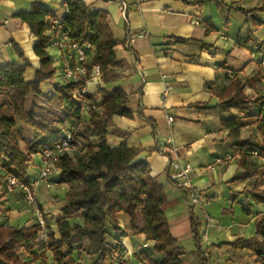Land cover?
<instances>
[{"label": "crops", "instance_id": "1", "mask_svg": "<svg viewBox=\"0 0 264 264\" xmlns=\"http://www.w3.org/2000/svg\"><path fill=\"white\" fill-rule=\"evenodd\" d=\"M81 1L93 10L108 13L111 30L119 44L111 68L117 75L114 81L105 86L100 79L91 78V69L86 66L85 89L91 96H97L104 87L109 90L121 88L128 95L126 107L134 113L131 120L119 116L112 118L113 126L107 133L108 145L117 147L125 143L129 148L143 151L136 160L146 161L151 176L163 186L168 198L163 211L171 234L183 249L181 240L190 241L192 250L184 249L188 256L195 248L189 222V211H192L200 225V233L206 234L211 253L220 264H256L249 252L213 247L255 236L257 215H253V211L251 216L243 214L247 204L241 192L247 190V181L231 182L240 172L238 158L226 141L228 132L220 127L222 119L246 115L238 109L221 113L191 106L218 105L220 96L235 77L251 80L252 84L244 89L248 98L264 94L262 46L247 41L244 16L235 11L237 8L254 9L263 0ZM32 2L48 7L58 20L67 13L63 0H0V70L11 63L21 64L11 47L14 42L30 64L23 77L25 82H31L39 68V60L33 53L37 40L29 28L13 16L28 10ZM45 34L49 37L46 50L56 71L53 81L45 82L41 90L43 94L51 95L56 83L67 82L66 65L75 66L76 62L57 45V31L48 29ZM180 39L191 41L177 42ZM165 88L170 91L163 97ZM167 116L172 118L169 124ZM2 122L0 132L6 137ZM244 133L245 129L243 138ZM169 139L177 147L178 157L192 166L189 179L201 193L197 204H191L186 192L169 180L173 170L169 166L170 156L164 151ZM225 155L231 156L229 162L213 166L216 158ZM41 167V156H32L26 180L36 181ZM3 175L0 170V225L16 228L37 225L39 219L24 194L18 190L7 191ZM50 181L54 185L51 188L40 186L34 198L42 215L56 220L65 206L68 186L61 184L58 169L50 175ZM257 209L261 211L262 208ZM117 223L121 231H110L109 245H120L124 264H141L135 254L151 251L153 243L130 229L127 216L117 215ZM135 227L143 228L140 211L136 214Z\"/></svg>", "mask_w": 264, "mask_h": 264}, {"label": "trees", "instance_id": "2", "mask_svg": "<svg viewBox=\"0 0 264 264\" xmlns=\"http://www.w3.org/2000/svg\"><path fill=\"white\" fill-rule=\"evenodd\" d=\"M63 4L67 13L61 20L55 18L48 7L35 2L28 10H21L13 16L25 24L36 38L33 53L39 60V68L34 79L25 82L23 77L30 67L29 61L19 46L11 42L12 50L21 64L11 63L0 70V93L4 94V100L0 103V121L12 119L16 109V90H23L32 101L22 113L20 121L30 130L33 140L24 154L17 155L7 143L5 134L0 132L3 180L6 176H13L21 182L30 183L26 176L32 156H41L45 150L52 149L66 132H72L81 140L83 148L74 153L76 156L64 154L59 159L57 169L60 182L68 186V191L61 216L51 220L53 225L50 226L47 217L43 216L48 243L45 252L36 251L42 232L38 224L29 228L0 225V264H49L46 259L48 255L52 258V264H80L83 256L88 264H124L120 245L112 247L108 243L110 231H121L117 227L119 214L129 218L133 232L153 243L151 251L142 250L135 254L141 264H189L188 255L171 234L163 211L168 201L163 186L151 176L146 161L136 160L143 151L129 148L125 143L117 147H110L107 143V133L113 126L114 116L129 120L133 118L134 113L126 107L128 95L124 90L104 87L97 96H91L88 92L81 94L85 78L78 82L56 83L51 95H45L41 90L45 82L53 81L56 71L46 50L49 37L45 34L48 29L57 31L52 26L54 21L61 25L63 33H68L67 38L73 47L88 46L93 52L87 66L90 69L95 66L100 68L99 79L105 86L117 77L111 68L119 44L111 30L108 13L93 10L81 0H63ZM235 11L244 16L247 41L257 43L251 29L264 24L258 19V15L264 14V0L254 9L237 8ZM190 41L177 40L179 43ZM249 84H252L251 80L243 81L235 77L220 96L218 105L191 106L221 113L238 109L246 115H231L220 121L221 129L228 132L226 141L238 158L240 172L231 182L247 181V190L241 192L247 204L243 211L245 216H251L253 209L259 206L264 208V185L251 179L254 159L264 164V94L254 99L248 98L244 89ZM90 102L95 105H90ZM249 118L254 122L250 123ZM249 126L254 127L256 135L243 138L242 131ZM138 211L143 221L141 230L135 227ZM256 217L254 237L238 238L234 242L220 243L217 247L249 252L256 264H264V216ZM189 222L194 247L200 250V225L192 211H189ZM20 251L29 253L30 259H21ZM200 264L205 263L201 261Z\"/></svg>", "mask_w": 264, "mask_h": 264}, {"label": "built area", "instance_id": "3", "mask_svg": "<svg viewBox=\"0 0 264 264\" xmlns=\"http://www.w3.org/2000/svg\"><path fill=\"white\" fill-rule=\"evenodd\" d=\"M124 12L125 10L123 9V15H125ZM52 26L57 30V34L59 36L57 45L61 50L68 54L70 59H73L74 62H76L75 66L66 65L67 67L65 69V76L67 82H78L84 79L87 75L86 66L90 60V57L93 55V52L90 51L88 46L80 48L73 47L67 38L68 33L62 32V27L57 21H54ZM140 37H142V35H140ZM130 42H133V40H130ZM100 74L101 70L98 66H95L91 69V78L99 79ZM229 75L232 76V73L229 72ZM169 91L170 88H165L163 91V97H166ZM85 92H87V90L84 86L80 93L84 94ZM166 120L168 124L172 122V118L170 116H167ZM92 146L96 147V144L92 143ZM82 148V141L77 139L72 132H66L62 139L57 144H55L52 149L45 150L41 155L42 167L40 175L36 181L26 184L13 176H6L3 180V185L6 186L7 191L12 192L18 190L24 194L27 203L31 207V210L39 219L38 225H43L44 221L42 218V213H40L39 207L36 204L34 198L37 189L42 185H45L46 188H51L54 184L50 181V175L55 169H57L60 157L64 154L78 153ZM164 151L170 156L169 166L173 170L169 174V180L187 193L192 204H197L199 202L201 193L196 190L190 182L189 174L192 171V166L188 162L181 160L178 157L177 147L174 145L173 140H168ZM230 160V155H225L223 158H216L214 160L213 166L215 164H224ZM213 166L211 169H213ZM201 238L205 244H208V238L206 237L205 233L202 234Z\"/></svg>", "mask_w": 264, "mask_h": 264}, {"label": "rangeland", "instance_id": "4", "mask_svg": "<svg viewBox=\"0 0 264 264\" xmlns=\"http://www.w3.org/2000/svg\"><path fill=\"white\" fill-rule=\"evenodd\" d=\"M260 15H263V16H260ZM260 15H258V19H260L264 23V14H260ZM245 29L247 30L246 26H245ZM251 30H252V35H254L253 37L257 40V43L262 46L261 47L262 56H264V24L260 28L251 29ZM261 65L264 67V63H262ZM16 95H17L16 96V109L14 111L13 117L9 121H3L1 123V127L6 131L7 143L13 149L15 154L20 155V154L25 153L27 146H29V144L33 140V135L30 132V130L27 127H25L20 121L22 113L24 112V110H26L30 106L32 98L30 96H26V94L21 89L16 90ZM3 98H4V94L0 93V102ZM89 104L95 105L94 102H90ZM249 119H250L249 120L250 123L254 122V119L252 118H249ZM65 127H67V125H65ZM249 135H253V136L256 135L254 127L249 126L248 128H245L244 137L247 138ZM251 179L253 180V182L255 181L262 186L264 185V164L261 160L254 159V170L251 173ZM196 207L198 209L200 208L199 206H196ZM39 211L40 213H42V209L39 208ZM253 213H254L253 215H259L263 217L264 208H262L261 211L260 210L258 211L257 208L253 209ZM43 216L44 215H42V218ZM49 220L50 218H47L48 224L50 226L53 225V222ZM39 227L41 228L42 232L39 236L38 246H37L36 251L41 253V252H45L44 250L46 249V245L48 243L46 239V230H45L44 224L39 225ZM185 228L188 229V226H185ZM201 236L202 234L200 233V250H196L193 247L194 249L190 253L191 256H188L189 262H195V264L197 263L200 264V262L203 261L205 264H220L219 259L217 260V258H214L213 253H211V245L209 243V240H208V244H205ZM181 245L184 247L186 251H188L189 249H190L189 251L192 250V245L190 244V241L181 240ZM213 247L218 248L217 245ZM19 254H20V258L23 260L30 259L29 253L20 251ZM49 256L50 255L46 256L47 257L46 259H48L49 264H52V258H50ZM85 259L86 257L83 256V258H81L80 260V264H88L87 262L85 263Z\"/></svg>", "mask_w": 264, "mask_h": 264}]
</instances>
